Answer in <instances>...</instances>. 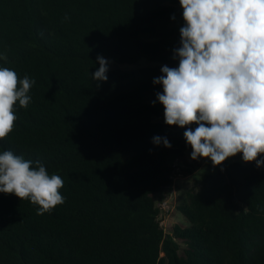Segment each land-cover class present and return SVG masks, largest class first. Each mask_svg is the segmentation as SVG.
I'll return each mask as SVG.
<instances>
[{
	"label": "trees",
	"instance_id": "obj_1",
	"mask_svg": "<svg viewBox=\"0 0 264 264\" xmlns=\"http://www.w3.org/2000/svg\"><path fill=\"white\" fill-rule=\"evenodd\" d=\"M180 8L179 0H0L9 61L0 67L35 80L0 152L40 161L62 177L65 197L37 215L38 206L0 193V264H264V165L242 154L200 173L174 205L179 222L159 223L170 163L192 152L186 129L164 122L163 88L153 83L162 66L178 65ZM97 56L117 66L106 82L92 79ZM140 59L145 66L119 67Z\"/></svg>",
	"mask_w": 264,
	"mask_h": 264
},
{
	"label": "clouds",
	"instance_id": "obj_2",
	"mask_svg": "<svg viewBox=\"0 0 264 264\" xmlns=\"http://www.w3.org/2000/svg\"><path fill=\"white\" fill-rule=\"evenodd\" d=\"M179 4L184 25L180 46L174 49L178 66H162L153 80L163 88L156 96L164 107V122L186 129L193 160L208 158L219 166L242 154L245 163L264 165V0ZM0 61L9 62L6 53H0ZM97 62L92 79L106 82L109 61L97 56ZM34 84L27 75L20 78L14 69L0 67V139L15 127L17 103L28 107ZM153 143L171 147L165 137L155 136ZM63 187L62 177L49 174L40 161L0 152V193L38 206L37 215L65 202Z\"/></svg>",
	"mask_w": 264,
	"mask_h": 264
},
{
	"label": "rangeland",
	"instance_id": "obj_3",
	"mask_svg": "<svg viewBox=\"0 0 264 264\" xmlns=\"http://www.w3.org/2000/svg\"><path fill=\"white\" fill-rule=\"evenodd\" d=\"M180 10L182 13V11H183L182 8H180ZM181 20L184 22L183 16L181 17ZM179 22H180V20H178L177 23H179ZM145 65H146V61L144 59H140L137 62V64L123 65V66H119V67L130 69V68H135L138 66H145ZM177 66L178 65L172 66V67H177ZM115 67H117V66L113 62L109 61V68H115ZM234 160L241 161L240 155L237 154L235 157H230L226 161H234ZM198 166H200V167L194 173H192V174L184 173L181 176L175 178L174 187H173L172 192H171V190L168 191V193H170L172 195V205L171 206H173V207H172L171 211L165 217L164 227L167 225L179 222L180 217L174 211V205L184 195L185 191H189V190L195 191L198 188V186H199V174L200 173L212 174L216 170V166H213L210 159L206 160L202 164H199ZM198 166H196V167H198ZM160 199H161V195H157L156 203L158 201H160Z\"/></svg>",
	"mask_w": 264,
	"mask_h": 264
},
{
	"label": "built area",
	"instance_id": "obj_4",
	"mask_svg": "<svg viewBox=\"0 0 264 264\" xmlns=\"http://www.w3.org/2000/svg\"><path fill=\"white\" fill-rule=\"evenodd\" d=\"M194 130V129H193ZM208 160V158H199L196 160H193L191 158V152H187L185 156L182 159H173L170 163V166L172 168V186L168 188L167 190L163 191L160 193L161 199L156 203V206L160 210L159 214V223L161 226L164 227V222H165V217L166 215L171 211L172 207V195L168 193V191L173 190L174 187V180L175 178L179 177L182 175L180 172V168H185V167H191V166H197L198 164L203 163L204 161Z\"/></svg>",
	"mask_w": 264,
	"mask_h": 264
},
{
	"label": "crops",
	"instance_id": "obj_5",
	"mask_svg": "<svg viewBox=\"0 0 264 264\" xmlns=\"http://www.w3.org/2000/svg\"><path fill=\"white\" fill-rule=\"evenodd\" d=\"M200 166H201V165H200ZM200 166L193 168V170H192V172H191L190 174L194 173V172H195ZM190 174H189V175H190Z\"/></svg>",
	"mask_w": 264,
	"mask_h": 264
}]
</instances>
